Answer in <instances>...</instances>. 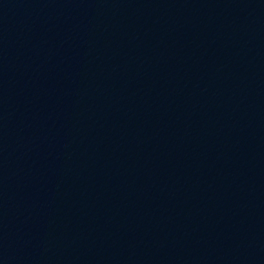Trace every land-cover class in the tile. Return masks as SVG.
Returning a JSON list of instances; mask_svg holds the SVG:
<instances>
[{"label": "water", "instance_id": "obj_1", "mask_svg": "<svg viewBox=\"0 0 264 264\" xmlns=\"http://www.w3.org/2000/svg\"><path fill=\"white\" fill-rule=\"evenodd\" d=\"M0 264H264V0H0Z\"/></svg>", "mask_w": 264, "mask_h": 264}]
</instances>
